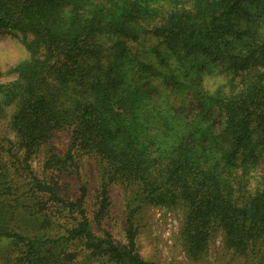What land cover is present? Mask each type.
Segmentation results:
<instances>
[{
    "label": "trees",
    "instance_id": "trees-1",
    "mask_svg": "<svg viewBox=\"0 0 264 264\" xmlns=\"http://www.w3.org/2000/svg\"><path fill=\"white\" fill-rule=\"evenodd\" d=\"M0 26L21 33L30 53L18 67L13 145L27 161L69 128L71 145L49 168L67 173L92 154L100 175L90 213L86 187L69 200L53 178L27 170L32 185H15L10 168L23 157L13 152L9 166L12 149L0 142L1 264H159L138 248L145 205L183 213L179 240L191 261L221 237L233 257L264 264V0H0ZM147 36L179 61L208 58L221 83L180 80L156 45L169 69L146 63L130 44ZM120 183L133 184L122 241L105 225ZM17 188L20 231L8 224L20 198L6 194ZM43 193L54 211L37 207Z\"/></svg>",
    "mask_w": 264,
    "mask_h": 264
},
{
    "label": "rangeland",
    "instance_id": "rangeland-1",
    "mask_svg": "<svg viewBox=\"0 0 264 264\" xmlns=\"http://www.w3.org/2000/svg\"><path fill=\"white\" fill-rule=\"evenodd\" d=\"M132 53H137L140 58L146 63L155 65L160 69L173 70L179 79L184 81L187 77H199L203 80V85L207 90H214L222 80L219 70L207 69L209 59L204 56L189 55L182 61L178 60L170 51L162 46H159L153 37H143L138 42H132ZM154 45L166 57L169 64H162L160 57L152 51ZM30 59V53L21 41V33L5 29L0 26V142L4 149L11 147V153H4V161L7 160L10 166L13 162V152L18 153L19 157L24 156V152L19 149L15 143L17 141L15 128L12 125L13 116L18 108L17 99L14 98L15 91H20L21 81L19 78L18 67L23 62ZM155 82V80H154ZM71 130L63 129L53 134L51 140L40 147L37 152L32 155L27 161L22 158V167L17 170L10 168L11 171H16L14 184L22 189H28L32 182L28 176V172L39 177H51L53 183H56V191L58 194L69 200H76L80 196L83 187H86L88 192V209L93 212L95 189L99 186V163L92 154L81 155L77 157V166L74 170L61 174L59 171L49 168L48 159L56 152L64 153L71 145L70 140ZM12 143V144H11ZM24 159V160H23ZM25 161V162H24ZM28 172H27V171ZM54 170V171H53ZM86 184V185H85ZM15 189V188H14ZM14 189H12L14 191ZM18 188L16 194L8 197L14 199L19 197L20 200H11L9 214V225L13 226L17 231L28 229L20 219L23 207L21 205V192ZM6 193V192H4ZM3 194L2 197H4ZM133 196V184L120 183L113 185L111 189L112 205L105 225L108 223L112 226L113 233L119 241L124 240V216H125V198ZM22 199V200H21ZM36 202L38 208L43 204L44 209L54 211L52 201L48 200L46 193L39 194ZM3 200L0 204L4 206ZM17 205V206H15ZM133 207V203H132ZM5 208V207H4ZM184 215L181 211L169 210L161 207L143 206L139 209L136 221L139 225L138 248L141 254L146 258L153 260L159 264H245L240 257H233L230 251L226 249L222 238L218 237L211 243L210 251L200 261H191L185 255L179 240L180 228L183 222ZM25 227V228H23ZM33 231L30 227L29 231ZM27 234L28 232H23ZM9 243L6 240H0V264L2 259L7 255ZM76 253V252H75ZM13 253L12 256H15ZM243 260V261H242Z\"/></svg>",
    "mask_w": 264,
    "mask_h": 264
}]
</instances>
